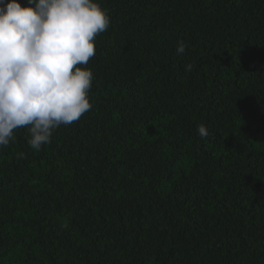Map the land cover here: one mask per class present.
I'll return each mask as SVG.
<instances>
[{"label":"trees","instance_id":"1","mask_svg":"<svg viewBox=\"0 0 264 264\" xmlns=\"http://www.w3.org/2000/svg\"><path fill=\"white\" fill-rule=\"evenodd\" d=\"M99 3L91 110L0 147V264H264V0Z\"/></svg>","mask_w":264,"mask_h":264},{"label":"clouds","instance_id":"2","mask_svg":"<svg viewBox=\"0 0 264 264\" xmlns=\"http://www.w3.org/2000/svg\"><path fill=\"white\" fill-rule=\"evenodd\" d=\"M109 25L99 0H0V147L26 127L28 144L39 151L56 128L91 110L94 76L83 66ZM186 47L179 41L177 54ZM197 131L208 136L204 124Z\"/></svg>","mask_w":264,"mask_h":264}]
</instances>
